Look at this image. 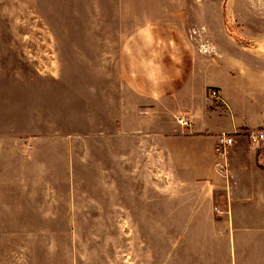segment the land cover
<instances>
[{"label": "crops", "instance_id": "0c3cea01", "mask_svg": "<svg viewBox=\"0 0 264 264\" xmlns=\"http://www.w3.org/2000/svg\"><path fill=\"white\" fill-rule=\"evenodd\" d=\"M166 10L162 21L125 38L116 66L90 85L91 130L64 136L63 146L44 129L0 137V220L58 219L67 189L69 212L76 213L77 156L96 144L103 218L132 221V264L155 263V221L168 217L157 215L167 206L194 222L197 242L181 259L247 264L253 206L264 221V144L247 137L264 125V36L251 42L242 26H221L215 4ZM211 86L222 101L208 95ZM50 110L37 122L50 124ZM222 132L234 137L226 173L217 166L224 161L216 150ZM61 166L69 177L63 194Z\"/></svg>", "mask_w": 264, "mask_h": 264}, {"label": "rangeland", "instance_id": "374dc122", "mask_svg": "<svg viewBox=\"0 0 264 264\" xmlns=\"http://www.w3.org/2000/svg\"><path fill=\"white\" fill-rule=\"evenodd\" d=\"M192 3L218 5L221 26H242L247 41L264 36V0H0V137L44 129L63 146L64 136L91 130L85 95L102 69L116 66L122 41L162 21L170 6ZM50 109L52 123H38ZM79 153L76 213L69 212L67 189L58 219L0 220V264H132V221L103 218L100 149L88 144ZM66 169L58 174L61 194ZM251 211L247 264H264V221L258 207ZM157 215L168 217L155 221L154 264H193L180 252L197 242L194 222L172 206Z\"/></svg>", "mask_w": 264, "mask_h": 264}, {"label": "built area", "instance_id": "2783aa9c", "mask_svg": "<svg viewBox=\"0 0 264 264\" xmlns=\"http://www.w3.org/2000/svg\"><path fill=\"white\" fill-rule=\"evenodd\" d=\"M209 96L212 97L216 102L222 101L221 91L218 87H211L209 89ZM180 120L184 124H188V119L181 116ZM247 137L252 144L261 145L264 144V125L257 129H248ZM218 143L216 145V150L218 154L223 157V162H217V166L220 171L226 173L228 171V162L226 160L227 152L230 146L234 143V137L231 136L228 132H222L218 137Z\"/></svg>", "mask_w": 264, "mask_h": 264}]
</instances>
